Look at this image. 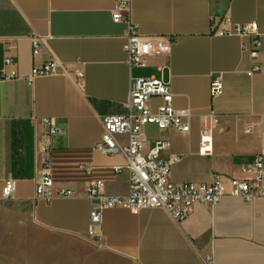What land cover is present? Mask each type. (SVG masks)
<instances>
[{
	"label": "crops",
	"instance_id": "0c3cea01",
	"mask_svg": "<svg viewBox=\"0 0 264 264\" xmlns=\"http://www.w3.org/2000/svg\"><path fill=\"white\" fill-rule=\"evenodd\" d=\"M115 4L0 0V72L11 56L20 75L0 80V200L6 180H15L10 200L24 206L29 238L62 245L69 253L96 249L120 264H208L209 258L213 264H264V197L196 204L181 222L163 208L138 213L109 208L96 237L89 235V185L103 182L108 195L130 191L129 171L115 170L125 165L124 156L106 155L96 144L104 133L103 117L126 113L134 78H162L172 88L174 107L191 112L189 132L145 128L146 151L158 139L167 141L160 158L174 159V184L219 178L229 185V179L244 177L240 166L264 147V0H131L130 22L141 34L174 38L169 54L150 57L144 67L129 62L124 49L129 23L113 20ZM224 16L233 23H258L256 59L251 35L215 33L214 23ZM33 37L44 38L36 51ZM52 60L60 70L29 84L32 67ZM254 66L263 71L250 74ZM219 77L223 90L213 97L211 84ZM152 103L156 109L161 100ZM211 113L219 116L214 148L203 154L200 134ZM43 118H53L58 127L51 153L55 188L71 189L70 196L35 199L37 146L48 130L39 122Z\"/></svg>",
	"mask_w": 264,
	"mask_h": 264
},
{
	"label": "built area",
	"instance_id": "2783aa9c",
	"mask_svg": "<svg viewBox=\"0 0 264 264\" xmlns=\"http://www.w3.org/2000/svg\"><path fill=\"white\" fill-rule=\"evenodd\" d=\"M131 0H116L113 12L115 22L129 23L127 42L124 46L131 65L144 67L148 65L150 57L164 55L171 52L174 38L170 36H145L140 33L136 24L130 22ZM215 33L221 36L251 35L256 46L251 51L252 59L259 56L258 23H233L229 16L222 17L214 23ZM43 37H33V48L38 50ZM245 47V45H243ZM60 70V63L56 60L48 61L41 66H33L27 81L33 84L38 77L50 76ZM263 71L262 67L254 66L249 72ZM16 62L11 56H5L0 80L6 81L19 78ZM82 80L84 72H77ZM221 78H216L211 84V95L216 97L222 93ZM159 98L160 105L153 107V100ZM174 94L169 83L158 77H136L131 84L130 97L126 103V113L107 115L102 119L104 133L97 142L96 149L106 155L120 154L126 159L123 166L115 167L121 172L130 173V191L127 195H108L104 192L101 181L92 182L87 189V198L91 201L89 235L95 236V229L102 222L103 211L109 208H127L138 213L145 208H163L167 210L176 222L184 220L196 204L214 205L224 197H237L246 200L264 197V147L255 158L240 166L242 178L229 179V185L219 178L212 182L174 184L171 181V168L174 159L163 160L161 152L167 147V141L158 139L147 151L148 138L145 128L156 125L160 130L172 128L182 132H189L191 112L188 109H176L173 104ZM219 116L211 113L201 130L199 148L203 154H211L214 148V129ZM39 122L48 126V130L39 141L37 150L40 164V176L37 179L35 199L52 200L56 196H70L71 189L56 190L51 173L52 137L58 132L53 118H43ZM251 125L245 126L250 132ZM126 137V141L119 138ZM225 179V178H224ZM16 182L6 180L2 190V200L13 198ZM208 264H213L208 259Z\"/></svg>",
	"mask_w": 264,
	"mask_h": 264
},
{
	"label": "rangeland",
	"instance_id": "374dc122",
	"mask_svg": "<svg viewBox=\"0 0 264 264\" xmlns=\"http://www.w3.org/2000/svg\"><path fill=\"white\" fill-rule=\"evenodd\" d=\"M24 214L23 205L0 200V264H120L96 249L79 247L69 253L62 245L45 244L44 239L34 242L29 238Z\"/></svg>",
	"mask_w": 264,
	"mask_h": 264
}]
</instances>
